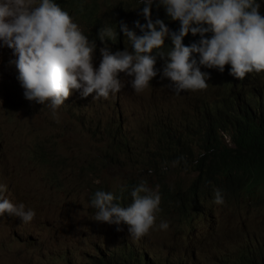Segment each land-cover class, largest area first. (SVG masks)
<instances>
[{
	"label": "clouds",
	"instance_id": "1",
	"mask_svg": "<svg viewBox=\"0 0 264 264\" xmlns=\"http://www.w3.org/2000/svg\"><path fill=\"white\" fill-rule=\"evenodd\" d=\"M113 1L135 6V17L117 9L106 23L98 0L100 23L88 24L57 0H0V171L34 173L60 205L88 185L75 228L44 218L34 193L12 197L0 182V247L53 248L45 235L55 228L123 234L114 247L85 251L81 264L249 256L264 239V186L245 163L199 191L217 155L203 133L185 147L178 117L215 104L227 113L264 111V0ZM91 103L99 108L85 112ZM66 132L93 140L86 158L54 149H72ZM219 134L229 147L219 153H238L232 132ZM7 219L21 223L10 240L2 236ZM153 233L162 243L147 242Z\"/></svg>",
	"mask_w": 264,
	"mask_h": 264
},
{
	"label": "rangeland",
	"instance_id": "2",
	"mask_svg": "<svg viewBox=\"0 0 264 264\" xmlns=\"http://www.w3.org/2000/svg\"><path fill=\"white\" fill-rule=\"evenodd\" d=\"M99 5L101 14L106 15L109 13L103 19L104 22L107 23L111 20V12L116 13V18L119 17V13L115 10L119 9L121 4L113 0H100ZM124 48L125 47H122L121 50ZM205 98H207V96ZM98 108V104L91 103L87 106L85 112H90ZM47 116L48 119H50V115L48 114ZM92 117L95 120H104L102 116L97 115ZM62 140L68 142L72 146V149L61 146V142H58L54 146V149L61 154H74L75 160L86 158L93 144V140L82 132H66L62 136ZM17 168L18 167H15V169L8 168L0 171V182L8 185L12 197L21 198L25 193H34L43 203L44 218L54 216L78 228L84 215L85 194L88 185H86L83 190L78 189L75 193H68V205H60L55 203L53 194H51V192L53 193V191H55L54 188H48L47 185L41 184L34 173L26 170H18ZM111 186L114 187L115 184L112 183ZM68 216L69 219L67 218ZM20 226V222L14 219H7L3 222L2 236L10 240ZM122 235V233L117 231L104 230L87 234H80L72 230L61 233L55 228H50L45 237L54 245L52 246L53 248L45 247L44 244H40L34 249L3 246L0 247V258H4L11 264H81V262L84 263L83 256H85V251L93 252L96 247L103 244L114 247L122 240ZM147 242L162 243V240L156 233H153L148 237ZM70 245H74L76 251H73L69 256H64V254L60 252V249ZM54 247H57L58 252ZM36 249L37 253L33 254ZM26 258L27 260H25Z\"/></svg>",
	"mask_w": 264,
	"mask_h": 264
},
{
	"label": "trees",
	"instance_id": "3",
	"mask_svg": "<svg viewBox=\"0 0 264 264\" xmlns=\"http://www.w3.org/2000/svg\"><path fill=\"white\" fill-rule=\"evenodd\" d=\"M57 2L74 11L88 24L100 23L98 0H57ZM134 9H125L121 6L119 11L124 15L120 16L133 18ZM178 120L184 128L182 138L185 147L188 146L193 134L203 133L210 141L211 152L217 155L215 161L207 166L209 169L204 170L200 176L199 191L204 192L205 187L218 174L235 172L245 163L250 167L257 183L264 186V111L259 116H255L247 110L227 113L221 104L211 107L205 105L194 114L185 113L179 116ZM221 129L232 132L238 153L232 156L219 153L229 148L219 134ZM208 154L201 156L200 159L206 160ZM194 264L203 263L197 261ZM209 264H264V239L257 240L256 244L251 243L249 256L245 251H222L214 257L213 263Z\"/></svg>",
	"mask_w": 264,
	"mask_h": 264
},
{
	"label": "bare ground",
	"instance_id": "4",
	"mask_svg": "<svg viewBox=\"0 0 264 264\" xmlns=\"http://www.w3.org/2000/svg\"><path fill=\"white\" fill-rule=\"evenodd\" d=\"M10 198V197H9ZM11 199V198H10Z\"/></svg>",
	"mask_w": 264,
	"mask_h": 264
}]
</instances>
